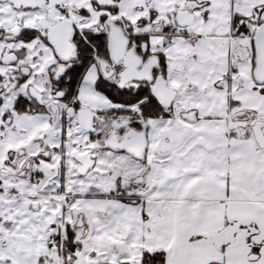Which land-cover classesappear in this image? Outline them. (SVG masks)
<instances>
[{
    "label": "snow or ice",
    "instance_id": "snow-or-ice-1",
    "mask_svg": "<svg viewBox=\"0 0 264 264\" xmlns=\"http://www.w3.org/2000/svg\"><path fill=\"white\" fill-rule=\"evenodd\" d=\"M0 264H264V0H0Z\"/></svg>",
    "mask_w": 264,
    "mask_h": 264
}]
</instances>
